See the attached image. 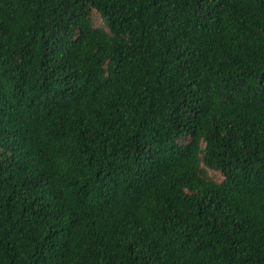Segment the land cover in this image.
<instances>
[{
    "label": "trees",
    "instance_id": "trees-1",
    "mask_svg": "<svg viewBox=\"0 0 264 264\" xmlns=\"http://www.w3.org/2000/svg\"><path fill=\"white\" fill-rule=\"evenodd\" d=\"M0 264H264V0H0Z\"/></svg>",
    "mask_w": 264,
    "mask_h": 264
},
{
    "label": "rangeland",
    "instance_id": "rangeland-1",
    "mask_svg": "<svg viewBox=\"0 0 264 264\" xmlns=\"http://www.w3.org/2000/svg\"><path fill=\"white\" fill-rule=\"evenodd\" d=\"M93 19H94V23H95L96 26L106 28V25L104 23V20L102 19V17L100 16V14L97 13L96 11H94V13H93ZM208 173H210L211 175H214L215 174L212 171H209Z\"/></svg>",
    "mask_w": 264,
    "mask_h": 264
}]
</instances>
